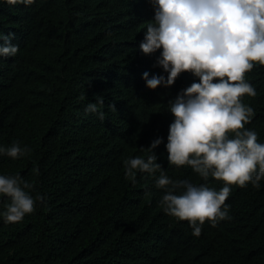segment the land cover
<instances>
[{"label":"trees","instance_id":"obj_1","mask_svg":"<svg viewBox=\"0 0 264 264\" xmlns=\"http://www.w3.org/2000/svg\"><path fill=\"white\" fill-rule=\"evenodd\" d=\"M154 15L150 0H0V32L19 46L0 57V146L31 149L0 155V175L19 174L34 184L33 197H44L19 222L0 215V264H264V178L258 188L231 185L230 218L206 220L198 237L164 211L172 186H156L161 171L217 192L224 181L168 162L169 101L199 77L183 72L173 86H146L145 71L167 76L155 66L162 49L146 55L139 47ZM245 79L256 91L241 97L254 110L245 129L264 144V65ZM100 98L103 120L85 111ZM153 154L161 170L126 179L125 160ZM10 203L0 194V214Z\"/></svg>","mask_w":264,"mask_h":264},{"label":"clouds","instance_id":"obj_2","mask_svg":"<svg viewBox=\"0 0 264 264\" xmlns=\"http://www.w3.org/2000/svg\"><path fill=\"white\" fill-rule=\"evenodd\" d=\"M9 5L30 6L35 0H6ZM155 10L154 22L149 23L139 47L146 55L162 49L156 65L163 74L143 73L146 86H173L183 72L199 77L183 89L169 108L175 119L169 126L168 162L172 165H189L205 179L209 173L224 181L217 192L207 185L199 187L190 181H172L161 171L158 188L171 189L161 204L166 214L187 220L193 235L200 236L202 225L210 221L228 219L225 205L231 185L246 187L250 182L260 186L264 178V144L258 143V134L245 129L254 115L250 106L241 102L244 95L255 96V88L246 81V73L255 64L264 65V0H150ZM13 33L0 32V57L15 56L19 46L11 43ZM215 81V82H214ZM98 103H89L85 111L97 113L103 120L105 113ZM115 111V104L108 106ZM242 130V131H241ZM235 133L229 138L228 133ZM163 138L152 141L153 151ZM31 151L14 142L10 147L0 146V155L18 158ZM155 154L147 160L136 156L124 161L126 179L136 182V171L155 173L162 169ZM38 174V169L34 170ZM184 188L181 195L175 189ZM34 184L19 174L0 175V194L11 199L3 219L7 223L21 221L25 214L35 210L37 201L44 197L31 195ZM223 206V207H222Z\"/></svg>","mask_w":264,"mask_h":264}]
</instances>
